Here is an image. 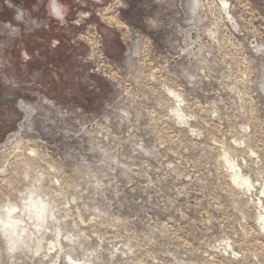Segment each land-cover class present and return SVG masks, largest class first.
<instances>
[{
  "label": "rangeland",
  "instance_id": "374dc122",
  "mask_svg": "<svg viewBox=\"0 0 264 264\" xmlns=\"http://www.w3.org/2000/svg\"><path fill=\"white\" fill-rule=\"evenodd\" d=\"M33 199L0 264H264V0H0V218Z\"/></svg>",
  "mask_w": 264,
  "mask_h": 264
},
{
  "label": "clouds",
  "instance_id": "9594fccd",
  "mask_svg": "<svg viewBox=\"0 0 264 264\" xmlns=\"http://www.w3.org/2000/svg\"><path fill=\"white\" fill-rule=\"evenodd\" d=\"M181 103L182 98H178L177 106L169 110L170 114L173 117H176L178 121L181 119ZM33 203L36 205L35 208L33 207ZM46 207L47 205L45 203L36 201L35 199H33L32 202L25 201L21 215L16 216L15 213L20 210H18L15 205H5L4 215L0 218V229L10 236L20 239L27 231L25 228L26 220L24 217L26 216L27 220L30 217L31 220L43 221Z\"/></svg>",
  "mask_w": 264,
  "mask_h": 264
},
{
  "label": "flooded vegetation",
  "instance_id": "af4514ba",
  "mask_svg": "<svg viewBox=\"0 0 264 264\" xmlns=\"http://www.w3.org/2000/svg\"><path fill=\"white\" fill-rule=\"evenodd\" d=\"M110 18H111V20H116V18L110 16L108 21H110Z\"/></svg>",
  "mask_w": 264,
  "mask_h": 264
},
{
  "label": "bare ground",
  "instance_id": "6f19581e",
  "mask_svg": "<svg viewBox=\"0 0 264 264\" xmlns=\"http://www.w3.org/2000/svg\"><path fill=\"white\" fill-rule=\"evenodd\" d=\"M110 17V16H109ZM109 17H108V20H109ZM110 21H111V18H110ZM114 21H116V20H114ZM117 22V21H116Z\"/></svg>",
  "mask_w": 264,
  "mask_h": 264
}]
</instances>
